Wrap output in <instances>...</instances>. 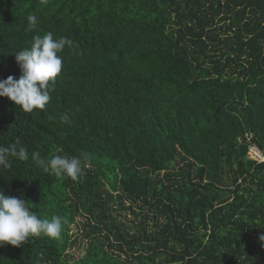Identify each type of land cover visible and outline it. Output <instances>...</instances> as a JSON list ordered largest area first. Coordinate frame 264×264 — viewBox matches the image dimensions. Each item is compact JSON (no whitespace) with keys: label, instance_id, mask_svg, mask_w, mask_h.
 Here are the masks:
<instances>
[{"label":"trees","instance_id":"trees-1","mask_svg":"<svg viewBox=\"0 0 264 264\" xmlns=\"http://www.w3.org/2000/svg\"><path fill=\"white\" fill-rule=\"evenodd\" d=\"M48 32L74 45L44 109L0 97V147L29 153L0 189L63 231L0 264H264V0H0V80ZM33 152L87 159L74 181Z\"/></svg>","mask_w":264,"mask_h":264},{"label":"clouds","instance_id":"clouds-1","mask_svg":"<svg viewBox=\"0 0 264 264\" xmlns=\"http://www.w3.org/2000/svg\"><path fill=\"white\" fill-rule=\"evenodd\" d=\"M27 20L28 30H35L39 23L38 17L31 14ZM73 45L71 39L54 38L51 32L34 35L30 47L14 52L21 76L18 80L12 76L0 80V97L8 98L27 113L44 109L51 99L49 85L62 71L63 57L60 54L66 46L71 48ZM9 157L27 160L29 153L24 146L16 143L0 147V167L10 166ZM31 159L45 173L75 181L82 173L87 154L84 158L54 155L46 160L39 152H33ZM30 205L25 199L5 195L0 189V246L20 247L32 236L43 235L54 239L61 237L64 218L54 215L50 219H41L35 212L30 211L33 207ZM260 239L264 241V236Z\"/></svg>","mask_w":264,"mask_h":264},{"label":"rangeland","instance_id":"rangeland-1","mask_svg":"<svg viewBox=\"0 0 264 264\" xmlns=\"http://www.w3.org/2000/svg\"><path fill=\"white\" fill-rule=\"evenodd\" d=\"M124 218V220H128L129 218H131L130 216H126L128 217V219H125V216H122ZM79 221L82 220V218H78ZM79 227L76 225H73L72 227V233L78 234V236H80V231H79ZM85 253V245L83 243H78L75 247L69 249V255H72L75 259H78L79 257H81L82 255H84Z\"/></svg>","mask_w":264,"mask_h":264},{"label":"built area","instance_id":"built-area-1","mask_svg":"<svg viewBox=\"0 0 264 264\" xmlns=\"http://www.w3.org/2000/svg\"><path fill=\"white\" fill-rule=\"evenodd\" d=\"M249 158L257 161L258 163L264 162V153L258 149L255 145L249 146Z\"/></svg>","mask_w":264,"mask_h":264},{"label":"water","instance_id":"water-1","mask_svg":"<svg viewBox=\"0 0 264 264\" xmlns=\"http://www.w3.org/2000/svg\"><path fill=\"white\" fill-rule=\"evenodd\" d=\"M244 144H248V141L247 140H243L242 141Z\"/></svg>","mask_w":264,"mask_h":264}]
</instances>
